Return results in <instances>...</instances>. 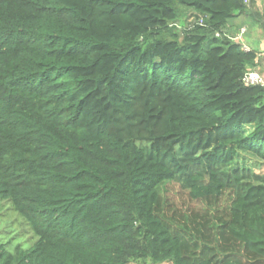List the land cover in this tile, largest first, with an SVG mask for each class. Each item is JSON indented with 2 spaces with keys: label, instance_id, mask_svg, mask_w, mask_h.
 Returning a JSON list of instances; mask_svg holds the SVG:
<instances>
[{
  "label": "trees",
  "instance_id": "trees-1",
  "mask_svg": "<svg viewBox=\"0 0 264 264\" xmlns=\"http://www.w3.org/2000/svg\"><path fill=\"white\" fill-rule=\"evenodd\" d=\"M248 10L0 0V199L37 238L0 264H264V173L230 167L264 163L260 52L227 33ZM170 182L204 206L183 217Z\"/></svg>",
  "mask_w": 264,
  "mask_h": 264
},
{
  "label": "rangeland",
  "instance_id": "rangeland-1",
  "mask_svg": "<svg viewBox=\"0 0 264 264\" xmlns=\"http://www.w3.org/2000/svg\"><path fill=\"white\" fill-rule=\"evenodd\" d=\"M193 20V16L186 9H182V14L178 22L187 25ZM262 53V52H261ZM238 164L240 167H250L258 173H264V163L253 153L241 150L235 161L230 167ZM167 195L173 201L178 212L183 216L191 213V209L204 206L199 201L190 198L188 191L177 182H170L167 186ZM184 217V216H183ZM36 236L30 230L26 219L21 216L7 199H0V242L5 243L6 247L13 251L16 245L29 248L35 241ZM232 247V245L230 244ZM129 264H153L150 259H132ZM169 264V263H166Z\"/></svg>",
  "mask_w": 264,
  "mask_h": 264
},
{
  "label": "crops",
  "instance_id": "crops-1",
  "mask_svg": "<svg viewBox=\"0 0 264 264\" xmlns=\"http://www.w3.org/2000/svg\"><path fill=\"white\" fill-rule=\"evenodd\" d=\"M248 6L246 14L230 20L227 24V33L236 36L244 27L247 29L243 35L244 41L250 48L260 52L256 68L264 74V33L260 20V16H264V0H251ZM192 12L189 10V14Z\"/></svg>",
  "mask_w": 264,
  "mask_h": 264
},
{
  "label": "built area",
  "instance_id": "built-area-1",
  "mask_svg": "<svg viewBox=\"0 0 264 264\" xmlns=\"http://www.w3.org/2000/svg\"><path fill=\"white\" fill-rule=\"evenodd\" d=\"M247 4L251 2V0H245ZM200 22H203V20L200 19ZM176 25L177 27H181L178 23L172 24ZM247 29L244 27L241 32L236 36H230L234 41L238 42L242 49L244 50H250L251 48L248 46V44L244 41V33ZM219 35V34H216ZM243 81L247 85H261L264 87V74L256 67L249 68L247 72L245 73L243 77Z\"/></svg>",
  "mask_w": 264,
  "mask_h": 264
}]
</instances>
